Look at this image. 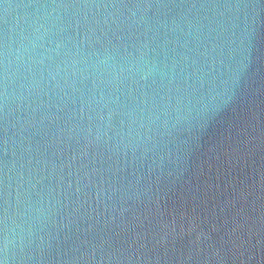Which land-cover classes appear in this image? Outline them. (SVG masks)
<instances>
[{
    "label": "water",
    "instance_id": "water-1",
    "mask_svg": "<svg viewBox=\"0 0 264 264\" xmlns=\"http://www.w3.org/2000/svg\"><path fill=\"white\" fill-rule=\"evenodd\" d=\"M0 264H264V0H0Z\"/></svg>",
    "mask_w": 264,
    "mask_h": 264
}]
</instances>
